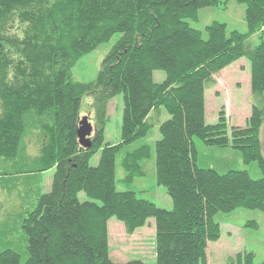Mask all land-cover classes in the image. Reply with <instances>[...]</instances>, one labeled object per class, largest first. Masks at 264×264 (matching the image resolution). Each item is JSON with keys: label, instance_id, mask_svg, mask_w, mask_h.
<instances>
[{"label": "trees", "instance_id": "1", "mask_svg": "<svg viewBox=\"0 0 264 264\" xmlns=\"http://www.w3.org/2000/svg\"><path fill=\"white\" fill-rule=\"evenodd\" d=\"M228 1L0 0V182L20 186L32 206L20 214L18 250H0V264H146L110 256L111 217L128 234L155 219L156 264H207L208 242L220 237L215 214L239 207L264 211L262 107L252 105L246 126H232L228 134L222 111L215 124L206 123L204 97L215 75L242 56L250 59L252 94L263 93L264 0H235L245 4L248 34L259 33L251 51L245 35L228 32L224 23L207 25L204 37L187 21L197 20L201 8ZM14 25L19 30L7 33ZM114 35L96 77L73 79L74 64ZM155 71L164 72L162 82L154 81ZM119 94L121 139L112 145L105 142L103 126L108 103ZM87 96L100 126L85 148L77 127ZM159 108L169 118L159 125L154 143L156 181L166 188L171 210L116 189V154L149 133V116ZM36 132L39 149L29 155L26 140ZM194 137L237 149L246 164L258 163L263 177L198 167ZM150 155L147 144L124 155L127 181L144 175L141 161ZM51 168V189L40 193L41 174ZM80 192L88 199L81 201ZM253 260L252 252H243L225 264H256Z\"/></svg>", "mask_w": 264, "mask_h": 264}, {"label": "rangeland", "instance_id": "2", "mask_svg": "<svg viewBox=\"0 0 264 264\" xmlns=\"http://www.w3.org/2000/svg\"><path fill=\"white\" fill-rule=\"evenodd\" d=\"M245 4L235 0L219 6H208L198 10L197 20L187 19L189 25L207 35L205 27L213 21L224 23L227 31L237 30L244 34V44L251 51L259 43V33L248 34V27L244 19ZM14 25L7 28V33L12 30H19ZM118 35H114L108 43L100 45L94 51L80 58L72 67V77L76 81H92L108 52L110 46ZM250 59L242 56L238 60L223 68L215 75V84L205 90V121L208 124H215L220 111L226 118V130L230 134L232 126H246V120L250 115L252 105L261 106L264 112V91L261 95H255L250 87ZM155 82H162L165 74L162 71H155L153 74ZM82 101V112L80 117L88 115L89 122L95 130L100 124L93 118L94 112L92 98L84 97ZM123 102L122 95H116L108 103V120L104 124L105 142L116 145L120 142V127ZM169 118L163 108L151 112L148 121L153 124L149 133L139 138L118 151L115 157V180L118 191H132L137 197L153 202L159 208L172 209V200L164 186L158 185L155 171L154 143L160 137L159 125ZM259 140L261 154L264 159V121L259 129ZM40 138L36 132L33 137L26 140V153H37ZM197 152L196 162L200 168H212L220 174L230 170H245L254 179L263 177L257 162L246 164L240 152L232 148L208 146L200 138H193ZM147 144L151 147L150 158L142 160L144 175L135 176L127 181V172L122 168V159L127 152L139 146ZM100 151L91 159L90 164L96 166ZM54 168L48 169L41 174L40 193L49 192L51 189ZM20 181V179H18ZM0 183V250L11 247L17 249V228L20 214L27 215L26 210L32 207L29 200L24 197L22 188L15 186L14 182L1 181ZM78 197L81 201L88 197L80 192ZM214 220L220 226V237L218 240L209 241L206 249L207 264H225L230 257L237 253L252 252L254 263L264 260V211L257 209L236 208L230 212H218ZM155 219L149 218L143 227H140L128 234L122 222L115 217L107 221V235L110 256L116 262L129 260H141L146 264H156L155 251Z\"/></svg>", "mask_w": 264, "mask_h": 264}, {"label": "water", "instance_id": "3", "mask_svg": "<svg viewBox=\"0 0 264 264\" xmlns=\"http://www.w3.org/2000/svg\"><path fill=\"white\" fill-rule=\"evenodd\" d=\"M94 131V127L89 122L88 115H84L79 118L78 120V127H77V137L79 144L82 147H89L91 145V135Z\"/></svg>", "mask_w": 264, "mask_h": 264}, {"label": "bare ground", "instance_id": "4", "mask_svg": "<svg viewBox=\"0 0 264 264\" xmlns=\"http://www.w3.org/2000/svg\"><path fill=\"white\" fill-rule=\"evenodd\" d=\"M56 158V157H55Z\"/></svg>", "mask_w": 264, "mask_h": 264}]
</instances>
